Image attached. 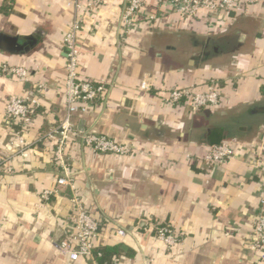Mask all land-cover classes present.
<instances>
[{"label":"crops","instance_id":"obj_1","mask_svg":"<svg viewBox=\"0 0 264 264\" xmlns=\"http://www.w3.org/2000/svg\"><path fill=\"white\" fill-rule=\"evenodd\" d=\"M71 1L0 0V33L17 39L0 47V69L22 66L31 77L21 83L0 71V148L12 138L8 100L27 95L32 82L47 90L27 140L36 141L63 118L62 41L73 20ZM124 1L104 0L84 17L79 75L113 77L116 86L105 105L78 121L84 129L96 119L98 132L133 152L101 154L80 143L66 151L78 191L100 223L96 249L109 250L113 264H264L249 245L264 197V0L239 12L202 11L192 18L164 8L152 24L138 19L119 48ZM145 1L147 12L158 11L156 0ZM144 78L148 90L140 88ZM210 80L219 83L216 107L191 112L163 102L172 89L196 84L205 90ZM222 141L235 158L205 166L208 149ZM53 149L52 140L37 142L26 158L12 162V173L0 174V264H88L69 262L55 246L74 230L68 190L39 200L60 174ZM163 224L178 234L171 248L155 237Z\"/></svg>","mask_w":264,"mask_h":264},{"label":"built area","instance_id":"obj_2","mask_svg":"<svg viewBox=\"0 0 264 264\" xmlns=\"http://www.w3.org/2000/svg\"><path fill=\"white\" fill-rule=\"evenodd\" d=\"M259 0H156L159 8L156 12H147L145 0H125L120 14L117 46L120 48L138 26V19H145L152 24L163 16V9L181 18L196 17L202 11L211 13L239 12L246 5L257 3ZM104 0H72L69 7L73 11V20L66 31L62 46L66 54V78L64 84L65 113L62 120L36 141L26 138L27 131L43 107V95L47 85L42 82H32L27 95H13L9 98L6 113L11 120L12 138L7 148H0V174L12 173V162L18 158H26L28 152L37 142L44 139L54 141L52 160L59 169V177L55 186L46 188L40 194L41 203L48 202L52 197L68 190L69 199L74 207V230L70 237L58 241L55 246L61 254L74 263L85 259L88 264H98L96 260L95 239L100 232V223L88 211L85 202L78 191L75 172L71 160L67 156L70 143H80L85 148L101 154H114L127 157L133 149L130 145L100 133L96 129V119L88 123L84 129L79 128V117L88 115L97 104H106L111 92L116 86V79L101 80L83 79L78 67L81 56L79 48L80 31L86 14L95 12ZM1 74L21 83L31 80L29 71L22 66L3 64ZM141 90L150 88L149 78H144ZM221 101L219 83L210 80L205 90L198 85L172 89L163 97V102L173 107H187L191 112H197L207 107H216ZM190 156V155H189ZM236 152L227 141L212 145L204 155L202 162L207 167L221 166L234 159ZM264 178V170L262 173ZM117 233L125 236L127 232L119 229ZM155 237L168 248L178 244L177 232L169 225L163 224L155 231ZM250 249L264 262V197L260 199V209L256 215L254 228L250 235ZM99 255V254H98Z\"/></svg>","mask_w":264,"mask_h":264},{"label":"trees","instance_id":"obj_3","mask_svg":"<svg viewBox=\"0 0 264 264\" xmlns=\"http://www.w3.org/2000/svg\"><path fill=\"white\" fill-rule=\"evenodd\" d=\"M85 116H87V115H84L82 117H85ZM83 123H85V120L82 121V124ZM81 129H83V128L81 127ZM110 253L111 252L107 249L96 250V254H97L96 260H97L98 264H113L111 262V257H109Z\"/></svg>","mask_w":264,"mask_h":264},{"label":"water","instance_id":"obj_4","mask_svg":"<svg viewBox=\"0 0 264 264\" xmlns=\"http://www.w3.org/2000/svg\"><path fill=\"white\" fill-rule=\"evenodd\" d=\"M15 43H17L16 37H10L5 34L0 33V47L4 49H8L9 46H13ZM260 111H264V109H260ZM81 128V126L79 125Z\"/></svg>","mask_w":264,"mask_h":264}]
</instances>
